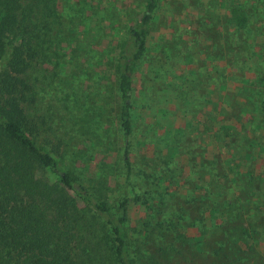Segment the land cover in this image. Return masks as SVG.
I'll use <instances>...</instances> for the list:
<instances>
[{
	"label": "rangeland",
	"instance_id": "1",
	"mask_svg": "<svg viewBox=\"0 0 264 264\" xmlns=\"http://www.w3.org/2000/svg\"><path fill=\"white\" fill-rule=\"evenodd\" d=\"M62 2L65 34L31 65L47 80L32 79L28 70L31 89L20 104L29 136L110 210L96 211L68 191L73 205L66 220L77 247L72 264L118 263L107 219L120 215L122 197L130 198L124 232L131 264H264V0H158L133 73L129 173L118 65L144 0ZM233 7L247 15L245 26L233 24ZM225 128L234 133L231 141ZM243 142L251 151L244 161L232 151ZM146 158L165 169L150 176L142 169ZM42 174L58 181L49 169ZM217 188L213 213L225 224L215 227L212 213L198 207L193 215L177 209L169 221L175 205L164 206L166 196L181 201ZM199 222L210 228L203 235ZM221 240L226 257L214 252Z\"/></svg>",
	"mask_w": 264,
	"mask_h": 264
},
{
	"label": "trees",
	"instance_id": "2",
	"mask_svg": "<svg viewBox=\"0 0 264 264\" xmlns=\"http://www.w3.org/2000/svg\"><path fill=\"white\" fill-rule=\"evenodd\" d=\"M61 1L0 0V264L74 262L72 253L77 254V247L71 244L69 229L72 221L66 220L69 207L73 205V200L68 195L69 190L74 191L87 206L94 207L103 214L110 213L106 201L95 196L91 186L86 185L69 169H64L43 145L25 131V114L20 103L25 98L26 91L31 89L26 79L27 71L33 69L32 79L44 77L47 80V75L44 76L42 71L32 68L31 65L39 57L40 51L46 55L65 34L67 6L66 2L59 6ZM157 4L158 0H144L140 18L127 28L131 47L122 50L118 65V117L124 138L123 160L128 173L131 169L129 152L133 131V73L146 52V39ZM231 20L236 27L241 28L247 24V15L233 7ZM190 45H187L188 49ZM177 46L175 49L182 52L183 47L179 44ZM251 88L254 89L253 94L257 95V87ZM244 100V105L252 109V104L246 98ZM225 130L223 137L231 141L234 133L227 128ZM237 147H232L234 156L239 155L244 161L243 157L251 155L247 142L240 143ZM165 167L161 160L146 158L142 169L154 176ZM45 169L53 172L58 181H48L42 174ZM244 174L251 175L249 178H256L251 173ZM214 191L205 190L203 193L187 195L181 201L166 196L164 206L175 205L169 221L173 219L177 209L189 208L188 211L193 215L191 210L198 207L196 211L212 213L210 221L215 227L225 224L224 219H217L213 213L217 210L218 199L221 197L219 188L216 189V194ZM211 199L213 202L207 206ZM129 201V197H122L116 205L120 215L114 221L107 219L117 264H131L124 232ZM166 211L168 210L162 209L165 214ZM195 225L200 235L210 229L204 228L203 222ZM243 229L248 230V227L243 226ZM215 245L214 252L226 257L223 255V240Z\"/></svg>",
	"mask_w": 264,
	"mask_h": 264
}]
</instances>
